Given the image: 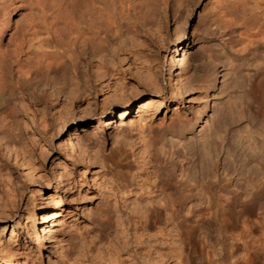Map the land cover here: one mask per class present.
<instances>
[{"label":"bare ground","instance_id":"1","mask_svg":"<svg viewBox=\"0 0 264 264\" xmlns=\"http://www.w3.org/2000/svg\"><path fill=\"white\" fill-rule=\"evenodd\" d=\"M126 2L0 0V110L8 113L11 105L13 107L10 94L7 96V78L14 74L26 83L53 70L69 71L76 79L83 77L80 76L81 67L92 65V58L96 56H105V52H110L111 39L139 21L135 12L139 4L132 8L135 3L127 2L130 6ZM142 4L140 2L145 7ZM146 10L143 16L153 17V9ZM206 12L218 16L206 17L210 19L206 21L209 33L221 36L213 52L207 53L205 44L200 46L199 52L210 57L209 74L200 82L201 102L189 116L179 115L160 126L145 122L147 118L142 113L140 124L134 127L138 139L128 142V133L124 130L122 136L119 134L122 139L118 142L125 144L116 142V148L103 154L101 159L97 158L111 173L96 185L104 199L114 201V205H110L114 206L115 236L112 235V239L115 238V244L103 255H99L101 248L98 255L94 253L95 257L83 249L79 258L85 256V264H219L221 257L216 250L217 243L213 242L214 231H223L222 223L231 220V212L237 211L244 219L254 212L264 217V0H213ZM6 16L7 26H12L13 31L4 42L5 31L1 26ZM200 53L184 47L182 61L185 68H190L188 84L202 58ZM102 57L99 58L103 62ZM104 60L106 62L105 57ZM169 70L172 75L173 65ZM106 73L109 74L108 69L97 72L101 77ZM151 82L154 88L159 87L155 80ZM90 84V89L97 92V83ZM77 86L78 97L84 96L86 82ZM237 86L242 91L236 92L238 96L235 95ZM139 104L140 110H148L152 101H140ZM130 109L131 104L121 111V121L131 116ZM229 129H233L232 134ZM234 156L238 159L236 162ZM55 162L56 165L66 164L64 159ZM23 170L25 176L37 175L27 167ZM109 201L102 207L96 206L92 214L109 220ZM51 206H39L43 236L52 231L50 226L55 221L54 211H49ZM82 228L78 230L77 226L76 230L82 238L88 236V240L90 237V243H85L96 245L98 240L93 241L95 236L91 229ZM234 244L231 247H235ZM249 244L247 247L250 248ZM8 247L0 244V254L6 257L2 264H17V254ZM250 251L253 257L254 253ZM249 253L240 256L242 264L255 263Z\"/></svg>","mask_w":264,"mask_h":264},{"label":"rangeland","instance_id":"2","mask_svg":"<svg viewBox=\"0 0 264 264\" xmlns=\"http://www.w3.org/2000/svg\"><path fill=\"white\" fill-rule=\"evenodd\" d=\"M158 1H127L135 3V6L126 2L132 8L139 4L135 9L140 18L136 27L128 26V31L124 29L123 35H119L121 38L118 36L111 39L110 52H105L103 57L99 56L103 58V62L96 56L92 58V65L81 67L80 76L85 80L83 77L76 79L69 71L64 70H53L29 83L20 81L15 74L7 78V96L10 94L13 107L11 105L8 113L7 110H0V244L9 246L17 254V264H85V256L79 258L83 255V249H87L92 254L90 256L94 253L98 255L102 249L103 253L99 252V255L105 254L115 244V238L112 239V235L115 236V214L112 211L114 201L106 200L100 194L98 183L110 177L111 173L102 167L97 158L101 159L103 154L116 148V142L121 143L118 142L122 139L119 134L122 136L124 130L125 134L128 133V142L137 140L138 132L135 128L140 124L142 113L147 118L145 122L160 126L172 122L179 115L189 116L195 105L201 102V83L209 74L210 57L199 52L200 46L205 44L207 53L213 52L221 36L209 33L211 31L206 25L212 17L218 18L217 15L206 12L213 0ZM146 8H152L155 16L148 17L149 19L144 17ZM7 17L1 26L5 31L3 41H7L13 31L12 26H7ZM15 18L17 16L14 14ZM184 47L192 48L202 56L199 57L190 84L186 81L190 68H185L182 61ZM171 65L172 75L169 70ZM106 69L109 74L102 77L97 74ZM152 80L159 84L157 89L153 87ZM85 82L88 87L83 93L85 95L78 97L80 92L76 91L77 85ZM90 82L97 83V92L90 89ZM237 89L238 86L235 88V95L242 93L241 88ZM140 101H152V105L148 110H140ZM129 104L132 114L121 121V111ZM90 129L93 132H89ZM233 129H229V134H232ZM122 144L125 143L120 145ZM235 157L234 162L238 160ZM56 159H64L66 164L56 165ZM24 167L37 175L25 176ZM108 201L109 205L113 204L107 206L111 209L109 220H102L97 214H92L96 206L102 207ZM42 204H51L49 211H54L53 214L56 215L50 226L52 231L46 236H43L40 223L39 206ZM236 212H231L233 215L230 214L229 224L222 223V234L214 231L213 242L217 243L218 256L223 260L220 263L242 264L240 256L251 250L253 257L249 254L255 258L254 264H264V230L260 231L264 229V217L260 216L261 213L254 212L247 216L250 219L244 216L245 220ZM210 224L215 228L214 222ZM77 226L78 230L82 227L91 229L95 236L93 241L98 240L95 241L96 245L94 242L89 244L90 237L88 240V236L86 239L82 238L76 230ZM225 233L226 236L223 235ZM235 238L240 240L236 241ZM223 239L228 241H221ZM85 241L89 243L86 244ZM81 243L86 244V247ZM232 243H235L237 249L231 247ZM247 243H250V248ZM88 244L91 246L87 247ZM84 251L85 254L88 253ZM94 257L91 258L95 261ZM5 258V255L0 254V264ZM77 260L78 263H75Z\"/></svg>","mask_w":264,"mask_h":264}]
</instances>
